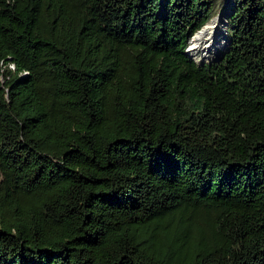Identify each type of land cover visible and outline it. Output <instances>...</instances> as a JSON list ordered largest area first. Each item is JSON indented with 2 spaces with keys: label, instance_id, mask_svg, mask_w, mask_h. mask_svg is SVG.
<instances>
[{
  "label": "trees",
  "instance_id": "1",
  "mask_svg": "<svg viewBox=\"0 0 264 264\" xmlns=\"http://www.w3.org/2000/svg\"><path fill=\"white\" fill-rule=\"evenodd\" d=\"M0 264H264V0H0Z\"/></svg>",
  "mask_w": 264,
  "mask_h": 264
},
{
  "label": "bare ground",
  "instance_id": "2",
  "mask_svg": "<svg viewBox=\"0 0 264 264\" xmlns=\"http://www.w3.org/2000/svg\"><path fill=\"white\" fill-rule=\"evenodd\" d=\"M229 10L225 7L219 17L212 18L191 37L187 46V54L191 59L197 62L210 61L226 52L229 47Z\"/></svg>",
  "mask_w": 264,
  "mask_h": 264
},
{
  "label": "water",
  "instance_id": "3",
  "mask_svg": "<svg viewBox=\"0 0 264 264\" xmlns=\"http://www.w3.org/2000/svg\"><path fill=\"white\" fill-rule=\"evenodd\" d=\"M221 13H222V9L220 10V12L216 15V17H219L220 15H221ZM207 25V23L206 24H204L200 29H202V28H204L205 26ZM197 32V31H196ZM227 51V50H226ZM226 53V52H225ZM224 53V54H225ZM224 54H222L218 59H214V60H210V61H202V62H197V61H195V60H193L196 64H205V63H211V62H216V61H219V60H221L222 58H223V56H224ZM189 57V56H188ZM190 58V57H189ZM191 59V58H190Z\"/></svg>",
  "mask_w": 264,
  "mask_h": 264
},
{
  "label": "rangeland",
  "instance_id": "4",
  "mask_svg": "<svg viewBox=\"0 0 264 264\" xmlns=\"http://www.w3.org/2000/svg\"><path fill=\"white\" fill-rule=\"evenodd\" d=\"M230 2L232 3V1H230ZM230 6H231V4H230ZM230 6H228V7L226 6V8L230 9V8H231ZM214 17H215V16H214ZM214 17H213V18H214ZM229 32H230V28H229V30H228V33H229ZM190 39H191V38H190ZM189 42H190V40H189ZM188 56H189V55H188ZM199 64H200V63H199Z\"/></svg>",
  "mask_w": 264,
  "mask_h": 264
},
{
  "label": "built area",
  "instance_id": "5",
  "mask_svg": "<svg viewBox=\"0 0 264 264\" xmlns=\"http://www.w3.org/2000/svg\"><path fill=\"white\" fill-rule=\"evenodd\" d=\"M185 52L187 53V48H186V51Z\"/></svg>",
  "mask_w": 264,
  "mask_h": 264
}]
</instances>
